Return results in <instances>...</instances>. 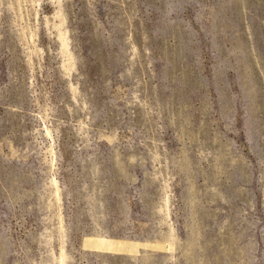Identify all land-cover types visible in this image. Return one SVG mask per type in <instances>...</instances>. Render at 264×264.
<instances>
[{"label":"rangeland","instance_id":"374dc122","mask_svg":"<svg viewBox=\"0 0 264 264\" xmlns=\"http://www.w3.org/2000/svg\"><path fill=\"white\" fill-rule=\"evenodd\" d=\"M0 264H264V0H0Z\"/></svg>","mask_w":264,"mask_h":264}]
</instances>
